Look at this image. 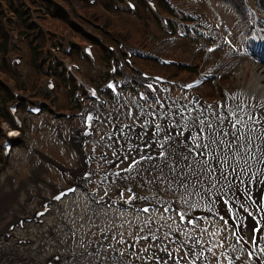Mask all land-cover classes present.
<instances>
[{
	"label": "rangeland",
	"instance_id": "374dc122",
	"mask_svg": "<svg viewBox=\"0 0 264 264\" xmlns=\"http://www.w3.org/2000/svg\"><path fill=\"white\" fill-rule=\"evenodd\" d=\"M173 1L183 8V11H179L183 17L180 16L175 20L177 27L182 22L181 19H186V17L190 16H195L196 23L202 25L209 24L207 20L210 19V21L219 24L222 29H226L228 33H225V35L232 42L231 46H234L235 50H239V52L234 53L233 49L228 47L225 50L208 54L205 52V47L202 46V41H192V44H189L190 42L187 38L180 37L174 42L166 43L163 38L167 34H165L160 22L155 23L141 15H138L139 20L132 15L119 16L113 28L120 32L118 37L129 42L130 45L139 46L151 52L154 50L163 55V57L174 58L189 65L186 68H166L162 67L158 60L146 58H144L145 60H139L134 58V65L141 68V70L153 74L169 75L180 81L203 77L208 72H214L215 79L212 83L206 85L204 83L196 90L207 98V106L211 108L226 107L228 96H233L236 93L238 83L241 80V77L236 74L237 71L246 65L254 66L256 69H264V60L260 59L256 55L258 53L253 51V47L251 48L244 43L242 37H240L238 19L231 6L221 3L220 0H206V2L204 0H195V2H193L194 0ZM138 14H141V12ZM142 17H144L145 21H148L145 26L141 22ZM170 21L172 22L173 19H170ZM106 22V25L111 24V20ZM150 27H153L151 34L148 33ZM100 68L96 69L97 71H90L89 75L97 76L99 72L103 73ZM187 70H191L192 73ZM22 71L26 72L25 81L29 84V71L25 66ZM221 77L223 79H218ZM180 81L178 82L180 83ZM175 86L177 85H174L170 93L165 95L170 96V99L166 100L163 99V96L157 95L155 100L147 99L142 102L138 101L136 97L134 98L130 91H126L122 101H119L120 103L113 105L106 102L105 111L110 108L111 114L108 118H105L103 117L105 114L103 115L100 112L97 132L94 135V139L88 140L89 143L87 142L86 148L103 154L101 156L102 161L99 164H95V179L99 180L100 184L109 186L110 190L119 189L118 193L114 191L115 194L120 195L118 197L123 198V200L126 199L127 202H136V204L147 200L155 201L159 205L173 204V206L182 210L180 212L184 215L191 212V209L188 206L186 207V200L178 184L164 183L161 178L163 175L149 171L144 172V174L140 173V178H125L130 171L132 173V169H141L147 164L139 160V154L133 153V149L130 146L133 141L123 142L124 140L118 138L120 134H123L122 131L127 132L135 127H144L141 113L145 112V106L166 110L175 101L189 104L191 95H194V90L189 93H181ZM223 90L224 95L222 99L219 98L221 101H214L215 98H218L217 96L220 97L222 95ZM248 102V100L244 101L246 104ZM240 103L243 104V102ZM26 121L29 129L26 130L25 144L27 143L29 148L24 143L20 145V142H17L12 150L11 158L7 160L5 170L0 174V202L3 203L0 205V226L4 221L9 220L10 213H26L36 208V200L39 194L49 193L54 190L53 188H59L69 182H74L76 176L74 172L79 170L77 152L74 151L70 143L71 135L75 133L74 130L78 125L76 120L60 123L59 118H54L50 124L49 118L43 114L33 119L28 118ZM155 121L162 123L157 118ZM123 136L125 135L123 134ZM138 138L141 137L138 136ZM117 141L121 143H117ZM54 144H57L58 149L55 148ZM52 157L55 160L60 159L63 161L64 166L59 167L60 171L55 170V167H53L54 160ZM47 160L52 165V171L48 167L49 162ZM94 161L96 162V160ZM134 161L135 163H133ZM35 178H37L36 182ZM135 185H139V187L134 188ZM123 186L124 190L129 192L127 195L122 193L121 189H123ZM177 192L181 193V195ZM100 193L102 198H106V195L110 198H116L113 192H107V187ZM195 206L198 205L193 207ZM98 210H102L101 207ZM108 214L109 212L102 211L98 215L99 219H93L94 215L88 197L84 193L78 192L77 195L68 199L64 207L58 211L57 216L63 217L66 222L68 221L75 226V246L81 242L88 246L90 241H99L101 239L104 241L106 248L112 247L116 251V255L121 242L129 240L131 244L133 242L140 243L141 247L138 245L137 252L141 251L148 254L151 250L153 253L169 251L171 256L176 252L181 259L185 260L182 264H197L196 259L199 257L206 260L209 264H253L254 260L251 255L254 252V247L249 253L243 252L239 248L234 249V240L230 235V231L218 217L207 221V230L202 235V243L205 250L200 251L192 247L190 237L178 238L171 235L179 231L178 224H170L167 218L163 217L159 211L149 217L139 216L133 225H124V222H115L113 225H109L106 223ZM4 216L5 218L3 219ZM124 217L127 220H133V216L130 214L120 216L121 219ZM112 218L118 219L116 217ZM171 218L173 219V217ZM114 227H116L117 232H115ZM114 233L118 237L111 245L114 237L109 236L111 234L114 235ZM244 234L253 244L250 231L245 229ZM105 235H107V238L104 240ZM56 239L58 240V238ZM127 243L123 251L126 256H128L127 249L130 244L129 242ZM231 256L235 257L236 263L233 259L231 260Z\"/></svg>",
	"mask_w": 264,
	"mask_h": 264
},
{
	"label": "bare ground",
	"instance_id": "6f19581e",
	"mask_svg": "<svg viewBox=\"0 0 264 264\" xmlns=\"http://www.w3.org/2000/svg\"><path fill=\"white\" fill-rule=\"evenodd\" d=\"M236 74L238 92L226 107L210 108L192 97L166 110L147 108L141 113L145 127L136 128L131 148L149 164L146 169L178 184L183 197L192 193L201 207L236 220L242 235L247 229L256 241L264 233V69L246 65ZM196 177L201 182L189 183Z\"/></svg>",
	"mask_w": 264,
	"mask_h": 264
},
{
	"label": "trees",
	"instance_id": "16d2710c",
	"mask_svg": "<svg viewBox=\"0 0 264 264\" xmlns=\"http://www.w3.org/2000/svg\"><path fill=\"white\" fill-rule=\"evenodd\" d=\"M19 4L21 5V3L23 1L19 0ZM237 2L240 5V1L237 0ZM50 4V3H49ZM87 5H84V12H88L90 10V8H87ZM106 7V8H105ZM103 8L105 9H109L108 6H103ZM241 9V8H240ZM0 10H1V6H0ZM18 12V13H17ZM17 16L19 18V25L18 28L20 30V32L23 34H28L30 32V28L28 27V22H27V18L28 15L23 14V7L21 6L20 10H18ZM141 14H143V9L141 10ZM140 14V15H141ZM46 23L54 30V33L56 32H61L58 30H64L67 28H70V19L69 17L66 15L65 12L58 10L56 17L54 16H49L48 20L46 21ZM76 37L77 39L83 41L89 40L87 39V37H85L83 34L81 33H76ZM8 41H9V36L8 33L4 31L3 25H2V15L0 14V68L1 70L5 71L4 69V65H5V55L7 53V47H8ZM46 42V38L44 34H41L40 39L38 40V42L36 43V47L33 48L29 43L28 40H26V43H28V57H31L34 59L33 61V65L36 68L37 66V62L40 58V56L42 55V49L45 45ZM97 48L101 51H104L102 47H100L99 45H97ZM75 54V53H74ZM30 60V59H29ZM38 69V67L36 68ZM189 73H192L191 70H187ZM37 72H40V70H37ZM59 81L61 83H63L64 81V77L61 76ZM12 96L9 94L8 90L3 86L2 91L0 93V103H1V110H0V137H2L4 135V132L2 130V122L3 121H8L11 124V120L10 117L7 113V111L4 108V100L7 98H11ZM2 159L1 153H0V160Z\"/></svg>",
	"mask_w": 264,
	"mask_h": 264
},
{
	"label": "snow or ice",
	"instance_id": "6c2138e0",
	"mask_svg": "<svg viewBox=\"0 0 264 264\" xmlns=\"http://www.w3.org/2000/svg\"><path fill=\"white\" fill-rule=\"evenodd\" d=\"M210 51H211V49H210ZM160 155H161V156H163V155H164V153H163V152H161V153H160ZM133 163H135V161H134Z\"/></svg>",
	"mask_w": 264,
	"mask_h": 264
}]
</instances>
